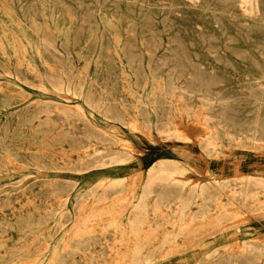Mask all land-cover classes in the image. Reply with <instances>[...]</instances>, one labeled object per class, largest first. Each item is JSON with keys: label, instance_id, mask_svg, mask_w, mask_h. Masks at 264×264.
<instances>
[{"label": "rangeland", "instance_id": "obj_1", "mask_svg": "<svg viewBox=\"0 0 264 264\" xmlns=\"http://www.w3.org/2000/svg\"><path fill=\"white\" fill-rule=\"evenodd\" d=\"M192 1H106L116 34L62 0L74 30L1 35L0 264H264V0ZM159 159L187 169L143 188Z\"/></svg>", "mask_w": 264, "mask_h": 264}, {"label": "bare ground", "instance_id": "obj_2", "mask_svg": "<svg viewBox=\"0 0 264 264\" xmlns=\"http://www.w3.org/2000/svg\"><path fill=\"white\" fill-rule=\"evenodd\" d=\"M86 1V0H85ZM90 2H92V3H95L96 4V7H95V12H98V14H99V21H101V25L100 26H98V31H105V30H108V31H111V32H114V33H116V34H118V33H120V31L123 29V30H127V28H126V25L125 24H121L120 23V21H114L116 18H115V16H114V14H113V12H111V11H109V9H108V7H107V5L106 4H104L106 1H109V0H89ZM148 1H150V0H139V2H142L143 4H145L146 2H148ZM189 1H191V0H189ZM193 1H195V0H193ZM192 1V2H193ZM240 1V4H241V6H242V10H244V12H246V13H249V14H251V15H255V14H257L258 12H260L261 11V8H260V3H261V0H239ZM58 2H62V0H18V2L17 1H15V0H10V2H8L7 0H1L0 1V46H4V41L2 40V38H1V35H3L4 37L5 36H10V35H16V34H21V35H23V37H27V36H29V34L31 33V34H39V33H41L42 31H44V32H48V33H55V32H62V33H66V32H69V31H71V30H74L75 29V23H73L72 21H73V19H74V16L72 15V13H71V10H68L67 11V16H68V18H69V20H70V22H69V24L67 25V23H65V22H63V26H61V24L59 23V21H58V14L56 13V4L58 3ZM112 3V2H111ZM239 4V5H240ZM141 5L142 4H139V7H140V11H142L140 14H141V16L143 17V16H146L145 14L146 13H144L143 12V10L141 9ZM154 7V6H153ZM50 8H51V10H50ZM241 8V7H240ZM61 13V12H60ZM106 13H109L110 15L109 16H106V17H103V14H106ZM4 15H5V17H6V19H4ZM117 20V19H116ZM128 23V25H130L131 26V24H130V22H127ZM92 24V23H91ZM143 25V23L141 24V26ZM217 26V25H216ZM96 30V28H92V31H95ZM98 31H96V32H98ZM193 33V32H192ZM38 36V35H37ZM42 36V35H41ZM40 38V37H39ZM25 40V39H24ZM119 41V40H118ZM114 42V41H113ZM8 43V42H7ZM43 43V42H42ZM121 43V42H120ZM119 43V44H120ZM13 44V43H12ZM114 46H115V44H114ZM143 46V45H142ZM36 48V47H35ZM114 49V48H113ZM115 50H116V48H115ZM206 50V49H205ZM118 53V52H117ZM38 54H39V52H38ZM37 54V55H38ZM123 54V53H122ZM4 56V55H3ZM8 56V55H7ZM123 56V55H122ZM120 58V57H119ZM13 59V58H12ZM117 60V59H116ZM7 62V61H6ZM15 62H16V60H15ZM14 63V62H13ZM8 64V63H7ZM17 64H18V62H17ZM215 64V63H214ZM13 65H15V64H13ZM35 65V64H34ZM19 66V65H18ZM17 66V67H18ZM14 67V66H13ZM19 68V67H18ZM9 70H10V68H8ZM33 69H35V68H33ZM15 70V69H14ZM60 71H61V69H59ZM136 71V70H135ZM82 72V71H81ZM123 72H124V70H123ZM2 73V72H1ZM11 73V72H10ZM35 73V72H34ZM43 72H41V74H42ZM36 74H39V73H36ZM62 74V73H61ZM83 74V73H82ZM127 73H125V75H126ZM43 75V74H42ZM41 75V76H42ZM45 75V74H44ZM161 75V74H160ZM14 76V75H13ZM24 76V75H23ZM27 76V75H26ZM25 76V77H26ZM40 76V75H39ZM86 76V75H85ZM128 76V75H127ZM22 77V76H21ZM65 77V76H64ZM79 77H81V76H79ZM8 78V77H7ZM18 78H19V76H18ZM41 78V77H40ZM164 78V77H163ZM24 79V78H23ZM22 79V80H23ZM29 79V78H28ZM79 79V78H78ZM133 79V78H132ZM160 79H162V78H160ZM11 80V79H10ZM9 80V81H10ZM73 80V79H72ZM94 80V79H93ZM92 80V81H93ZM13 81H15V80H13ZM41 81H43L42 79H41ZM17 82V81H16ZM15 82V83H16ZM22 82V81H21ZM44 82H46V81H44ZM67 82V81H66ZM9 83V82H8ZM18 83V82H17ZM50 83V82H49ZM74 84V83H73ZM89 84V83H88ZM165 84V83H164ZM39 85V84H38ZM71 85V84H70ZM137 85V84H136ZM163 85V84H162ZM251 85V84H250ZM77 86H78V84H77ZM88 86V85H87ZM98 86H100V84L98 85ZM165 86V85H164ZM163 86V87H164ZM41 87V86H40ZM39 87V88H40ZM61 90H67V91H71L72 93H74L75 92V90L73 89H70L69 87H67L66 85H61V86H58ZM74 87V86H73ZM143 87V86H142ZM146 87V86H145ZM155 87V86H154ZM161 87V86H160ZM18 88V87H17ZM38 88V89H39ZM46 88V87H45ZM101 88H103L102 86H101ZM2 89V88H1ZM0 89V91H2ZM22 89V88H21ZM134 89V88H133ZM49 90V89H48ZM51 90V89H50ZM49 90V91H50ZM102 90V89H101ZM103 90H104V88H103ZM131 90V89H130ZM135 90V89H134ZM133 90V91H134ZM152 90H153V88H152ZM161 90V89H160ZM164 90H165V88H164ZM48 91V92H49ZM55 91V90H54ZM58 91V90H57ZM178 91V90H177ZM47 92V93H48ZM64 92V91H63ZM78 92H79V90H78ZM93 92V91H92ZM153 92V91H152ZM87 93V92H86ZM109 93V92H108ZM138 93V92H137ZM19 94H20V92H19ZM22 94V93H21ZM50 94V93H49ZM61 94V92L58 94V95H60ZM65 94V93H64ZM152 94V93H151ZM83 95H84V93H83ZM140 95V94H139ZM153 95H154V93H153ZM155 95H157V93L155 94ZM24 96H25V94H24ZM63 96V95H62ZM61 96V97H62ZM73 96V95H72ZM80 96V95H79ZM152 96V95H151ZM26 97H27V95H26ZM111 97V96H110ZM136 97H138V96H136ZM150 97V96H149ZM163 97V96H162ZM29 98V97H28ZM71 98V97H70ZM121 98V97H120ZM133 98H135V97H133ZM139 98V97H138ZM179 98V97H178ZM3 100H6V98L4 99V98H2ZM64 99V98H63ZM148 99V98H147ZM166 99V98H165ZM31 100V99H30ZM98 100V99H97ZM134 100H136V99H134ZM138 100V99H137ZM140 100V99H139ZM17 101V100H16ZM38 101V100H37ZM55 101H57V100H55ZM105 101V100H104ZM133 101V100H132ZM142 101V100H141ZM156 101V100H155ZM173 101V100H172ZM6 102H7V100H6ZM139 102V101H138ZM178 102V101H177ZM183 102V101H182ZM181 102V103H182ZM202 102V101H201ZM66 103H68V102H66ZM78 103V102H77ZM84 103V102H83ZM180 103V102H179ZM59 104V103H58ZM62 104V103H61ZM72 104V103H71ZM146 104H147V102H146ZM174 104V103H173ZM4 105V104H3ZM52 105V104H51ZM55 105V104H54ZM74 105V104H73ZM73 105H71V107L73 108ZM81 105V104H80ZM155 105V104H154ZM180 105V104H179ZM179 105H178V107H179ZM21 106V105H20ZM70 106V105H69ZM68 106V107H69ZM136 106H137V103H136ZM19 107V106H18ZM60 107V106H59ZM62 107V106H61ZM64 107H65V105H64ZM70 107V108H71ZM75 107V106H74ZM134 107V106H133ZM148 107V106H147ZM207 107V106H206ZM88 108V107H87ZM136 108H138V107H136ZM151 108V107H150ZM74 109H76V108H74ZM135 109V108H134ZM139 109V108H138ZM152 109H154V108H152ZM159 109V108H158ZM178 109H181V108H178ZM197 109V108H196ZM22 110V109H21ZM124 110H125V107H124ZM127 110V109H126ZM156 110V109H155ZM176 110V109H175ZM174 110V111H175ZM51 111V110H50ZM91 111V110H90ZM128 111V110H127ZM135 111V110H134ZM197 111V110H196ZM6 112V111H5ZM59 112V111H58ZM69 112V111H68ZM139 112V111H138ZM138 112H136V113H138ZM179 112V111H178ZM70 113V112H69ZM76 113V112H75ZM94 113V112H93ZM124 113V112H123ZM143 113H145V112H143ZM154 113V112H153ZM199 113V112H198ZM18 114V113H17ZM78 114V113H77ZM88 114V113H87ZM90 114V113H89ZM96 114V113H95ZM117 114V113H116ZM175 114V113H174ZM180 114V113H179ZM194 114V113H193ZM199 114H201V113H199ZM22 115V114H21ZM62 115H64V114H62ZM91 115V114H90ZM135 115V114H134ZM175 115H177V114H175ZM203 115V114H202ZM102 116V115H101ZM132 116V115H131ZM139 116H140V114H139ZM187 116V115H186ZM201 116V115H200ZM3 117V116H2ZM85 117V116H84ZM121 117V116H120ZM125 117V116H124ZM126 117H128V116H126ZM135 116H133L132 118H134ZM156 117V116H155ZM176 117V116H175ZM105 118V117H104ZM136 118V117H135ZM187 118V117H186ZM203 118V117H202ZM201 118V119H202ZM70 119V118H69ZM101 119V118H100ZM118 119H120V118H118ZM147 119H149V118H147ZM179 119V118H178ZM73 120V119H72ZM71 120V121H72ZM75 120V119H74ZM90 120V119H89ZM134 120V119H133ZM155 120H156V118H155ZM169 120V119H168ZM168 120H167V122H168ZM196 120V119H195ZM83 121H84V119H83ZM87 121H88V119H87ZM130 121L132 122V120L130 119ZM136 121V120H135ZM140 121V120H139ZM150 121V120H149ZM90 122H91V120H90ZM128 122V121H127ZM134 122V121H133ZM151 122V121H150ZM175 122V121H174ZM177 122V121H176ZM138 123V122H137ZM136 123V124H137ZM178 123V122H177ZM185 123V122H184ZM70 124V123H69ZM90 124V123H89ZM125 124V123H124ZM193 124H195V123H193ZM100 125V124H99ZM177 126V125H176ZM193 126V125H192ZM219 126V125H218ZM139 127H141V126H139ZM187 127V126H186ZM197 127V126H196ZM1 128V127H0ZM111 128V127H110ZM113 128V127H112ZM155 128V127H154ZM209 128V127H208ZM113 129H116V128H113ZM174 129V128H173ZM190 129H191V127H190ZM193 129H195V126L193 127ZM152 130V129H151ZM175 130V129H174ZM177 130H179L180 132H181V130L180 129H177ZM115 131V130H114ZM116 131H118V130H116ZM139 131V130H138ZM188 131V130H187ZM190 131V130H189ZM197 132H198V130H197ZM202 132H204V131H202ZM202 132H199V133H202ZM109 133V132H108ZM121 133V132H120ZM119 133V134H120ZM188 133V132H187ZM198 133V134H199ZM215 133V132H214ZM209 134V133H208ZM112 135V134H111ZM191 135V134H190ZM200 135V134H199ZM198 135V136H199ZM203 135V134H202ZM205 135V134H204ZM204 135H203V137H204ZM214 135V134H213ZM226 135V134H225ZM74 136V135H73ZM231 136V135H230ZM2 137V136H1ZM112 137V136H111ZM126 137V136H125ZM195 137V136H194ZM206 137V136H205ZM3 139V138H2ZM1 139V141H3ZM126 139H127V137H126ZM128 140V139H127ZM203 140V139H202ZM233 140V139H232ZM0 141V142H1ZM117 141L119 142V140L117 139ZM116 142V141H115ZM197 142V141H196ZM213 142V141H212ZM235 142H237V141H235ZM252 142H253V140H252ZM194 143V142H193ZM218 143H219V141H218ZM228 143V142H227ZM231 143V142H230ZM112 144V143H111ZM208 144V143H207ZM213 144H215V143H213ZM223 145H224V143H222ZM99 145V144H98ZM108 145V144H107ZM124 146H125V149L127 150V153H128V155H130L131 154V151L133 150V149H135L136 150V148H135V146H134V143L132 142V141H128V143L126 142V144H123ZM239 145V144H238ZM259 145V144H258ZM264 145V144H263ZM88 146V145H87ZM225 146V145H224ZM248 146V145H247ZM262 146V145H261ZM122 147V146H121ZM226 147V146H225ZM254 147V146H253ZM86 148V147H85ZM213 148V147H212ZM255 148V147H254ZM93 149H94V147H93ZM101 149V148H100ZM110 149V148H109ZM4 150V149H3ZM134 151V150H133ZM7 152V151H6ZM2 153V152H1ZM11 154V153H10ZM9 154V155H10ZM100 154V153H99ZM123 155V154H122ZM7 159H8V157H7ZM130 159V158H129ZM133 159V158H132ZM172 161V159H170V160H167V159H159L154 165H152L151 167H150V169L148 170V172H147V174L146 175H143V174H141V176H142V186H143V188L144 187H146L149 183H150V181L152 180V179H161V180H163V181H165V182H170L173 178L174 179H176L175 177H179V176H176L175 175V172L176 171H179L180 170V173L182 174V173H184L185 172V168L186 167H184V166H182V165H177L176 163H170ZM174 161V160H173ZM110 162V161H109ZM20 163V162H19ZM92 163V162H91ZM18 164V163H17ZM16 164V165H17ZM173 165H175V166H177L176 167V169H172L171 168V166H173ZM22 167V166H21ZM117 167V166H116ZM20 169V168H19ZM83 169V168H82ZM106 169V168H105ZM110 169V168H109ZM187 169V168H186ZM61 170V169H60ZM114 170V169H113ZM118 170V169H117ZM128 170V169H127ZM2 171V170H1ZM104 171V170H103ZM260 171V170H259ZM102 172V171H101ZM104 173V172H103ZM179 173V174H180ZM106 174V173H105ZM131 175V174H130ZM208 175V174H207ZM210 175V174H209ZM252 175V174H251ZM259 176V175H258ZM125 177H127V176H125ZM124 177V178H125ZM131 177V176H130ZM130 177H128V179L130 178ZM253 177V176H252ZM260 177V176H259ZM180 178H182V176L180 177ZM254 178V177H253ZM262 178V177H261ZM264 178V177H263ZM141 180V179H140ZM256 180V179H255ZM209 181H210V179H209ZM24 182V181H23ZM123 183V181H120V182H115V184H117V185H121ZM185 183V182H184ZM192 184H193V182H191ZM212 183H213V181H212ZM255 183V182H254ZM96 184V183H95ZM112 184H114V183H112ZM190 184V183H189ZM188 184V185H189ZM106 185V184H105ZM190 186V185H189ZM128 187V186H127ZM158 187V186H157ZM218 187V186H217ZM162 188V187H161ZM245 188V187H244ZM102 189V188H101ZM200 189V188H199ZM255 189V188H254ZM221 190H223V189H221ZM225 190V189H224ZM232 190V189H231ZM105 191V190H104ZM126 191V190H125ZM8 192V191H7ZM77 192V191H76ZM83 192V191H82ZM201 192L203 193L204 192V190H201ZM157 193V192H156ZM187 193V192H186ZM221 193V192H220ZM224 193V192H223ZM200 194V193H199ZM226 194V193H225ZM71 195V194H70ZM69 195V196H70ZM82 195V194H81ZM209 195V194H208ZM221 195V194H220ZM231 195H232V193H231ZM222 196V195H221ZM103 197H105V196H103ZM216 197V196H215ZM224 197V196H223ZM226 197V196H225ZM61 198V197H60ZM64 198V197H63ZM200 198H202V197H200ZM218 198V197H217ZM228 198V197H227ZM155 199V198H154ZM219 199V198H218ZM259 199V198H258ZM264 199V198H263ZM202 200V199H201ZM215 200H216V198H215ZM155 201V200H154ZM201 202V201H200ZM224 202V201H223ZM141 203H143V201H142V199H140L139 200V202H138V204L139 205H141ZM216 204H217V201L215 202ZM154 204V203H153ZM198 204V203H197ZM223 204V203H222ZM221 204V205H222ZM258 204V203H257ZM259 204H260V202H259ZM237 205H239V204H237ZM250 205V204H249ZM264 205V204H263ZM127 206V205H126ZM198 206H199V204H198ZM242 206V205H241ZM258 206V205H257ZM121 207V206H120ZM217 208H218V206H216ZM219 207H220V205H219ZM223 207V206H222ZM88 208V207H87ZM135 208V207H134ZM245 208H247V207H245ZM250 208H251V205H250ZM161 209V208H160ZM218 209H220L221 210V208H218ZM238 209V208H237ZM65 210V209H64ZM137 210H139V208H137V209H133V211H137ZM193 210V209H192ZM233 210V209H232ZM235 210V209H234ZM233 210V211H234ZM243 210V209H242ZM246 210V209H245ZM210 211V210H209ZM209 211H207V212H209ZM223 211V210H222ZM224 211H226V210H224ZM232 211V212H233ZM195 211L193 210V212H191V213H194ZM218 212H220V211H218ZM229 212V211H228ZM235 212V211H234ZM243 212V211H242ZM190 214V213H189ZM209 214V213H208ZM217 214V213H216ZM220 215V214H219ZM235 214H233V216H234ZM240 215V214H239ZM237 217H239V216H237ZM174 217H172V219H173ZM189 219H191V218H189ZM202 219V218H201ZM233 219V218H232ZM247 219V218H246ZM146 220H147V217H146ZM129 221V220H128ZM221 221V220H220ZM132 222V221H131ZM219 222V221H218ZM215 223V222H214ZM234 223V222H233ZM202 224V223H201ZM17 225V224H16ZM65 225V224H64ZM140 225V224H139ZM151 225V224H150ZM130 226H131V224H130ZM202 226V225H201ZM11 227V226H10ZM123 227V226H122ZM179 227V226H178ZM177 227V228H178ZM203 227H204V225H203ZM247 227V226H246ZM250 227V226H249ZM65 228H67V227H65ZM64 228V229H65ZM162 228H164V227H161V229ZM166 228V227H165ZM244 228V227H243ZM252 228V227H251ZM133 229V228H132ZM150 229H151V227H150ZM160 229V230H161ZM6 230V229H5ZM55 230V229H54ZM142 231H143V229H141ZM68 231V230H67ZM67 231H66V233H67ZM141 231V232H142ZM166 231H167V228H166ZM165 231V232H166ZM178 231V230H177ZM237 231V230H236ZM239 231V230H238ZM22 232V231H21ZM62 232V231H61ZM70 232V231H69ZM175 232V231H174ZM64 233V232H63ZM157 233V232H156ZM236 233V232H235ZM255 233V232H254ZM259 233V232H258ZM19 234V233H18ZM36 234V233H35ZM139 234H141L140 232H139ZM155 234V233H154ZM158 234V233H157ZM156 234V235H157ZM238 234V233H237ZM249 234V233H248ZM49 235V234H48ZM69 235V234H68ZM67 235V236H68ZM260 235V234H259ZM158 236V235H157ZM160 236V235H159ZM158 236V237H159ZM165 236V235H164ZM65 237V236H64ZM68 238V237H67ZM142 238V237H141ZM263 238V237H262ZM140 239V238H139ZM245 239V238H244ZM258 239V238H257ZM28 240V239H27ZM66 240H68V239H66ZM143 240V239H142ZM254 240H255V238H254ZM133 241V240H132ZM242 241V240H241ZM252 241V240H251ZM107 243H108V241H107ZM106 243V244H107ZM151 243V242H150ZM242 243V242H241ZM54 244V243H53ZM69 244V243H68ZM136 244V243H135ZM134 244V245H135ZM146 244H147V242H146ZM242 244H240V246H241ZM150 246V245H149ZM227 246V245H226ZM69 247V246H68ZM223 248V247H222ZM249 248V247H248ZM134 249V248H133ZM216 249V248H215ZM214 249V250H215ZM15 250V249H14ZM66 250V249H65ZM247 250V249H246ZM62 251V250H61ZM88 251V250H87ZM151 251V250H150ZM245 251V250H244ZM26 252V251H25ZM65 252V251H64ZM246 252V251H245ZM6 253V252H5ZM58 253V252H57ZM82 253H83V251H82ZM224 253H225V250H224ZM81 254V253H80ZM89 254H90V252H89ZM22 255V254H21ZM85 255V254H84ZM126 255V254H125ZM143 255H144V253H143ZM208 255V254H207ZM207 255H205V256H207ZM245 255V254H244ZM86 256V255H85ZM84 257V256H83ZM157 257V256H156ZM233 257V256H232ZM246 257V256H245ZM15 258V257H14ZM100 258V257H99ZM107 258V257H106ZM158 258V257H157ZM198 258V257H197ZM74 259V258H73ZM77 259H78V257H77ZM238 259V258H237ZM7 260V259H6ZM100 260V259H99ZM59 261V260H58ZM74 261V260H73ZM85 261V260H84ZM98 261V260H97ZM131 261V260H130ZM154 261V260H153ZM71 262V261H70ZM99 262H101V261H99ZM129 262V261H128ZM156 262V261H155ZM146 263V262H145ZM195 263H196V261H195ZM262 263H264V262H262ZM129 264V263H128Z\"/></svg>", "mask_w": 264, "mask_h": 264}]
</instances>
